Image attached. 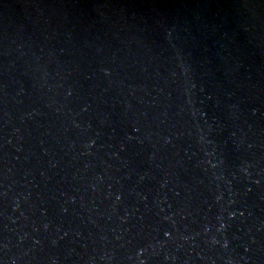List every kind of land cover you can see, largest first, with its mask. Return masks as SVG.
Segmentation results:
<instances>
[{
    "label": "water",
    "instance_id": "1",
    "mask_svg": "<svg viewBox=\"0 0 264 264\" xmlns=\"http://www.w3.org/2000/svg\"><path fill=\"white\" fill-rule=\"evenodd\" d=\"M0 264H264V0H0Z\"/></svg>",
    "mask_w": 264,
    "mask_h": 264
}]
</instances>
